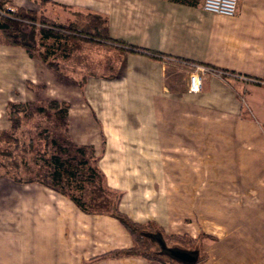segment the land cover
Returning a JSON list of instances; mask_svg holds the SVG:
<instances>
[{
    "label": "crops",
    "instance_id": "crops-1",
    "mask_svg": "<svg viewBox=\"0 0 264 264\" xmlns=\"http://www.w3.org/2000/svg\"><path fill=\"white\" fill-rule=\"evenodd\" d=\"M6 1L65 24L107 16L113 40L37 22L34 53L0 42V128L9 102L73 101L66 133L99 156L88 178L0 175V264H165L111 254L134 241L83 202L93 179L96 193L122 191L135 220L199 237L197 264H264V0H239L233 16L204 0ZM186 63L222 74L191 92Z\"/></svg>",
    "mask_w": 264,
    "mask_h": 264
},
{
    "label": "trees",
    "instance_id": "trees-1",
    "mask_svg": "<svg viewBox=\"0 0 264 264\" xmlns=\"http://www.w3.org/2000/svg\"><path fill=\"white\" fill-rule=\"evenodd\" d=\"M80 22L65 24L58 22L45 14H39L37 11L16 7L11 11L7 6L6 0H0V42L8 45H22L30 53L37 51L33 42V33L36 23L45 25L43 31L50 29L68 30L70 34L67 37L81 36L89 40L98 42H107L113 40L109 34V24L107 16L88 13L83 16ZM28 27L29 29H26ZM119 41V40H116ZM120 44H123L119 41ZM129 48H137L132 44H127ZM142 49V48H137ZM42 54V52H41ZM50 64L57 66L56 62ZM82 86L85 82H82ZM50 107L53 109H63L65 103L52 99ZM42 112L45 110L43 105H36L33 101H12L7 105L10 127L0 129V141H10L19 143L18 131L23 123V115H31L34 111ZM91 145H76V153L71 154L68 148H60L52 151L49 157V178L61 180L63 173L70 172L76 174L75 163L85 164L89 162L87 151L93 153ZM67 149V150H66ZM91 153V154H92ZM98 160V158H96ZM94 168L97 165H92ZM121 193L113 199L112 205L105 213L117 217L121 223L128 229L134 244L129 248H122L111 252L113 255H138L146 256L157 262L165 264H197L202 262L206 253L200 238H194L188 233H172L157 222L156 220L138 221L132 218L127 212L119 206ZM212 237V236H211Z\"/></svg>",
    "mask_w": 264,
    "mask_h": 264
},
{
    "label": "rangeland",
    "instance_id": "rangeland-1",
    "mask_svg": "<svg viewBox=\"0 0 264 264\" xmlns=\"http://www.w3.org/2000/svg\"><path fill=\"white\" fill-rule=\"evenodd\" d=\"M77 53L78 52H76L74 58L80 59ZM74 67L78 70L79 64H74ZM77 72L78 71L72 73ZM52 99L56 98L42 100L37 103L35 102L36 105H43L45 107L44 111L37 112L35 110L31 115L24 113L23 123L18 131L19 143L4 140L0 141V175L16 178L44 179L47 181L50 170L48 162L52 151H57L63 147L68 148L71 154H74L76 153V145H91L93 147L91 150L93 153L90 152V150L87 151V157L90 156L89 163H75L74 168L79 175L84 176L83 178L92 176L91 171L87 170V167L89 165H97L98 160L96 158L99 159V156L95 153L97 150L96 147L91 143H76L72 141L71 138L68 137L69 135L66 133L67 129L63 123V118L65 117L67 120L69 117L68 110L71 104L73 105V101L70 100L71 104L67 101H61L65 103L63 109H52L50 107V101ZM64 109L67 110L66 114L63 112ZM6 116L8 118L7 110ZM91 182L86 181L81 183L84 194L82 200L88 208H110L113 199L117 198L120 193L121 197L123 195L122 191H113L111 196L106 193L101 194L99 191L96 193L94 191H96V189L99 190V188H101L100 186L104 185L100 180L96 181V179H93Z\"/></svg>",
    "mask_w": 264,
    "mask_h": 264
},
{
    "label": "built area",
    "instance_id": "built-area-1",
    "mask_svg": "<svg viewBox=\"0 0 264 264\" xmlns=\"http://www.w3.org/2000/svg\"><path fill=\"white\" fill-rule=\"evenodd\" d=\"M239 0H204L203 8L207 11L233 16L237 13ZM11 11L16 8L8 5ZM189 76V91L198 92L209 73L222 74V71L216 68H209L201 63H186Z\"/></svg>",
    "mask_w": 264,
    "mask_h": 264
}]
</instances>
